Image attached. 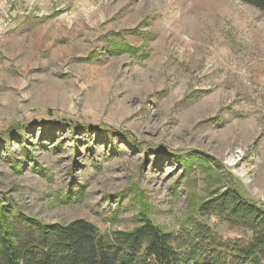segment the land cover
I'll return each mask as SVG.
<instances>
[{
	"label": "rangeland",
	"instance_id": "obj_1",
	"mask_svg": "<svg viewBox=\"0 0 264 264\" xmlns=\"http://www.w3.org/2000/svg\"><path fill=\"white\" fill-rule=\"evenodd\" d=\"M54 116L91 127L48 126ZM230 178L264 205V12L0 0V204L101 231L130 230L145 211L165 231L198 221L248 239L201 214Z\"/></svg>",
	"mask_w": 264,
	"mask_h": 264
},
{
	"label": "trees",
	"instance_id": "obj_2",
	"mask_svg": "<svg viewBox=\"0 0 264 264\" xmlns=\"http://www.w3.org/2000/svg\"><path fill=\"white\" fill-rule=\"evenodd\" d=\"M241 1L264 12V0ZM54 117L48 126L91 127ZM212 194L201 214L247 229L250 238H225L198 221L190 223L192 231H165L145 211L130 230L101 231L84 218L48 223L6 203L0 204V264H264V205L231 178Z\"/></svg>",
	"mask_w": 264,
	"mask_h": 264
}]
</instances>
